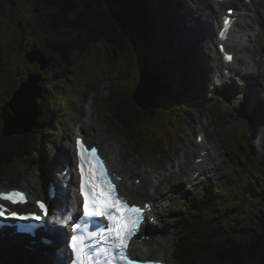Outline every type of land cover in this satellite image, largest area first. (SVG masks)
<instances>
[{"label": "rangeland", "instance_id": "rangeland-1", "mask_svg": "<svg viewBox=\"0 0 264 264\" xmlns=\"http://www.w3.org/2000/svg\"><path fill=\"white\" fill-rule=\"evenodd\" d=\"M8 1L9 0H0V110L2 108V104L5 103L6 100L10 99L11 96H13V94L19 90L21 84L27 81L29 75L42 72L40 69L41 67H43V65L39 62V59H42V55L38 50L44 49L47 44V37H45L38 31L37 33H34L35 29H33L29 25L28 19H25L24 16L19 15L20 11H15V14L13 12H9L10 10L8 8L6 11V5ZM240 1L241 0H237V2ZM259 3L260 5L264 6V0H259ZM205 5L206 3L204 0H172V5H170V7L171 16L174 23L169 22V29H173L176 32V41L178 42L180 38L186 41L178 44V46L181 48V50L187 52L190 60L191 58H193V65L195 66L194 76L197 80L198 88L201 91H203L206 85V80L208 81L209 79V77H207V73H209L207 69L211 70L213 65L214 75H216L215 73H218L219 71L218 63L216 62V59L212 54L215 53V51L213 50L211 52L210 49L211 39L203 42L202 39L204 37L205 30H203V28L201 27L197 29H193L191 27V19L195 16V11H197L198 8H205ZM25 10H29V8H25ZM262 15L264 16V13H262ZM211 17L212 18L210 19L213 20L212 24H215L217 20H215L214 16L211 15ZM261 36L264 37V30ZM23 37H25V43L22 45L18 41L19 38L21 40ZM35 38L38 39V43L35 41ZM140 41L141 43H139ZM132 43L135 45V50H133L132 52V49H130V51L126 52V67L121 70V72H124L123 75H118L116 71H114V68L108 62L110 58H108V51H106L104 46H101L99 48L98 46H96V50L98 52L95 51V56L90 55L87 57L86 55V57L82 58L79 57L77 53L74 54L73 69L66 67L65 64L59 61L50 59L49 61L47 60L49 66L45 69L46 71L42 72V74L45 76V80L41 81V78L36 77L28 84L27 90L24 94L26 96L24 99L29 96L31 105L34 106V118L32 122L28 126H26L27 128H24L23 126H16V124L18 123V118L22 119V117L20 116V114H18L20 116L18 117L15 106L13 111L14 114L12 113V116L8 118V122L11 121L8 124L9 130L11 126L15 128L11 131L12 134L8 136L1 135L4 138L0 137V151H3L5 147L7 148L10 145L15 148L16 140L21 137L28 136L31 139L30 142L25 143L26 146L24 147V151H26L28 147H31L32 144L36 145L41 142V140L44 141V138L40 137L41 134H38L37 131L35 132L36 128L34 129L33 126L35 118H39L37 117L38 113H40L38 103L41 104V101L43 99L42 86L44 90L49 87H55V91L57 93H62L64 97L68 98H58L57 101L70 102V104L68 105L69 109L67 108L66 113L60 116V118H63L62 124L60 126V129H62L60 136L56 135V137H54V135H52L61 146L66 145L70 147V141H73L74 137L79 131V126H77V119L81 118L83 121H85L88 117L87 113L92 110L91 107L92 105H94V102L95 110L92 111H96L101 124L103 125L102 120L104 123L105 121H110V116L114 115V109L108 104H105L102 100L105 97L107 98L108 94L110 93V88L112 90L114 89L113 85H116L114 83L115 80H117V78H120L121 81L124 80L127 85L136 83L134 85L135 87L136 85H138V82L142 78L144 72L147 71L146 69H148V67L146 66V62L144 61L146 51L143 39L137 36L136 38H134ZM261 48L264 49V47L262 46ZM257 49L259 48L257 47ZM30 55L33 58L32 61L35 60V62L32 64L30 63L32 61L26 58ZM50 56H52V54H50ZM208 56H210L213 60L212 65L207 64L208 62L210 63V58ZM250 56H245L244 54H242L241 57L249 60L251 59L249 58ZM256 58L260 60V64L263 66L264 70V55L261 58ZM202 60L206 63L205 66H203ZM42 61L46 66L44 58L42 59ZM51 65H53V68H51ZM48 68H51V70H47ZM199 74L202 75V77H200ZM210 75H213V73ZM67 76H69L73 85L66 90L64 87H57V85H61V82ZM209 81L213 83L208 84V87L204 89V104L208 102H217V100L213 99L212 97H210L211 100H209L210 94H214L213 96L217 95L216 90H213V88L215 87L213 78H211ZM106 83L108 84L106 85ZM63 90L64 92H62ZM175 91L181 93L182 90L180 88V85H176L174 92ZM93 92L95 94H93ZM155 92L157 93V95L161 94L157 90H155ZM159 96L157 97V99L161 98V96ZM262 97L264 98V96H258L257 99L261 100L263 99ZM41 105L43 106L44 104L42 103ZM207 105L210 106L212 104ZM238 107H240V104H235L231 109L230 116L235 120V122L230 127L231 134L236 135L239 138L243 137L246 141V144L244 143V145H247V147L249 148V153H253V156H251L250 158L251 166L249 168L243 167L238 170H236L237 166L235 167L233 161L239 160L236 159L235 153L230 148L228 141L224 138H222L221 140L218 136L221 130L216 127L215 123L210 118L208 110L205 108H202L198 111L181 110L179 118H177L176 115L174 116L175 120L172 121L171 125L172 127H174L173 130L172 127L169 126L162 127V132L165 139L163 140L164 144L162 141L153 139L152 141L144 144L142 149L135 145L127 143L121 136L120 132L116 129V127L112 126L111 122L105 123L107 126L103 125V127H106L108 138L113 137V135L116 134L117 140L122 141V144L125 148V151L122 150V156L127 158L126 163L128 164L130 162H133L134 159L138 165V171L140 168L146 167V165H148V167L150 168H159V170L170 168V163L173 161V159L178 163L180 161H184L185 156L191 159L194 155L191 148V143L196 144V134L200 130L204 129L208 133L210 144H212L213 147H216V149L219 151L222 161L218 178L212 181V183H206L198 190L203 191V188L205 190L210 186L215 187L217 182L224 176H227V178L233 176L235 180H237V184L240 186L242 181H249L250 175L248 172H256L258 176L264 178V128H261L262 126H264V114L259 117V115H255L257 113L256 111L253 112L252 115L249 113V116H251V118H253L257 123V127L261 128L258 132L259 128H257L256 125L252 127L250 123H247L249 122L248 119H246L247 115L243 114L242 110L239 111L237 109ZM218 108L221 110L222 106L219 105ZM246 109L247 111L251 110V105L246 106ZM216 113H218V111ZM212 114L219 121V118L214 111L212 112ZM27 116L28 115H25V117ZM205 117H208L210 120L209 127H206L204 125ZM259 118H261V120L257 121L256 119ZM1 123H3L2 120H0V126ZM175 128L177 129V132ZM64 129H66L67 131L65 132ZM19 130L21 133L17 134ZM168 132H171L172 134L166 137L165 134ZM225 132L226 131H223V133ZM177 134L179 139L178 143ZM258 141L261 143H259L257 147ZM53 145L54 146L52 147V150L45 149L42 152V158H40L38 161L36 160L34 162V165H20V167L14 169L13 174L10 171H4L2 174L4 178H0V188L6 185L11 187H16L19 185L21 186L24 180V175H26V178H28V174H30V171L31 173L38 172L39 167L43 165V160L46 162L51 160L50 153L53 154L55 152V147L57 146L56 144ZM130 145L132 147H130ZM255 146L256 149L253 151ZM61 159L62 158L59 159L60 163ZM61 167L62 166H60V169ZM54 168L56 169L57 174L58 165ZM247 169L250 170L247 172ZM245 171L248 173L247 176L245 174ZM175 179L179 180L180 182L183 180V177L181 175H176ZM179 182H175V184L180 185ZM229 188L231 194L237 189H232L233 187L231 186ZM239 189L240 188H238V190ZM153 191L154 189H149L148 195L151 196ZM227 192L229 193V189L227 190ZM239 194L243 195L241 192ZM177 204L178 200L175 201L172 206L168 207V209H166V211L164 212V217L170 218L174 214L173 212H177L180 208L179 206H181L182 203H179L178 205ZM251 204L247 206L248 210L251 208ZM220 207H222V205H220ZM235 209H237V207H235ZM160 228L164 233L171 236V239L173 238L171 232L164 229L163 223L160 224ZM162 241H166V238H162ZM185 245L187 244H184V246ZM172 249L174 250V247H172ZM156 252L157 253H154V256L159 254L163 255V253L165 254V252H163L162 250H157ZM172 264H176L174 259Z\"/></svg>", "mask_w": 264, "mask_h": 264}, {"label": "trees", "instance_id": "trees-1", "mask_svg": "<svg viewBox=\"0 0 264 264\" xmlns=\"http://www.w3.org/2000/svg\"><path fill=\"white\" fill-rule=\"evenodd\" d=\"M168 1L9 0L7 5L14 14L18 10L26 14V18L34 17L30 20L34 33L38 31L47 37L45 48L38 51L48 61H59L68 68L74 65V54L82 58L86 55L95 56L98 52L96 46H104L109 53L108 62L112 67L117 66L126 61V52L135 50L132 43L134 38L139 36L143 39L148 60L163 86V97L156 107L147 112L135 105L131 94L125 90H111L109 99V106L114 109L113 120H116L113 124L119 123L137 139L142 137L141 130L164 121L165 111L172 112L174 116L179 105L184 103L182 96L190 88L185 82L186 74L182 76L181 62L175 54L164 48L169 45L171 36L167 24H164L168 18L172 19ZM24 41L25 37L19 38L18 42L23 44ZM35 41L39 42L36 38ZM177 84L180 85L181 93L174 92ZM192 96L190 93L189 98ZM62 97L68 99L62 93L54 94L47 88L44 92V105H40L41 116L38 120L44 140L47 131H44L43 126L56 119L60 113L64 103L57 100ZM30 140L28 136L19 138L14 149L5 147L1 151L0 173L10 165L8 159L11 156L15 158L13 155L19 153V161H28L30 155L36 152V146L42 148L41 140L24 151L25 143ZM252 184L255 188H261L251 190L252 197L258 198L257 205L252 209L248 210L246 204L241 202L231 201L227 207H209L208 214L207 211L201 213L207 214L204 223L195 232L186 235L187 245L180 254L183 264H264V186L258 181ZM186 230L187 223L182 226V232Z\"/></svg>", "mask_w": 264, "mask_h": 264}, {"label": "snow or ice", "instance_id": "snow-or-ice-1", "mask_svg": "<svg viewBox=\"0 0 264 264\" xmlns=\"http://www.w3.org/2000/svg\"><path fill=\"white\" fill-rule=\"evenodd\" d=\"M230 13L231 10H229ZM225 59L231 62L232 57L225 56ZM76 145L80 174L79 188L84 197L82 220L103 216L109 223L98 227L95 231H89L87 224L74 225V232L68 244L72 251V264H120L121 261L135 264L128 259L126 249L129 240L136 234L142 222V209L129 205L118 196L105 163L99 157L95 147L88 149L81 139H77ZM89 199L93 201L91 205H89ZM3 201L13 205L25 204L27 199L23 192L17 190L0 192V217H4L7 213L10 218L18 220L41 219V216L31 213L12 212L2 203ZM39 207L47 216L48 210L45 203L40 202Z\"/></svg>", "mask_w": 264, "mask_h": 264}, {"label": "bare ground", "instance_id": "bare-ground-1", "mask_svg": "<svg viewBox=\"0 0 264 264\" xmlns=\"http://www.w3.org/2000/svg\"><path fill=\"white\" fill-rule=\"evenodd\" d=\"M206 5L205 8H198L197 11H195V18L198 22V27L201 26V28H203V30H205V34H204V41H205V36L206 37H212L213 36V29L211 28V24H212V16H214L215 19L218 18L219 14L221 13V8H223L222 5H217L214 4L213 2H209L208 0H204ZM253 6V5H252ZM251 6V7H252ZM250 7V9H251ZM261 15V12L259 9H257L255 11V15L251 16V19L254 20V23L257 24H261V21L264 25V20H260L259 16ZM258 16V17H257ZM264 17V16H261ZM209 19V20H207ZM256 20V21H255ZM249 28V27H247ZM246 27H243V31L248 32ZM253 34L254 33H259V29L258 28H253ZM245 34V33H244ZM249 41H248V40ZM157 40V39H156ZM251 38H247L244 37V41H237L236 45H231V50L236 52V56H237V61H241L243 60L241 58V56L239 55L240 52H247L249 54H251L253 57L256 56L257 53V46L256 43L254 41H251ZM249 42V43H248ZM255 44L256 48L252 47V44ZM254 60L256 61L257 65L259 66L260 64V60H258L256 57L254 58ZM208 61V60H207ZM248 61V59L246 60V62ZM207 64H211L212 63L208 62ZM256 66H252L251 68H255ZM259 75H264V71H259L258 72ZM222 82V81H221ZM154 87V86H153ZM137 96V92L135 93V96ZM134 103L135 105H137L140 109H142L136 102V99L134 98ZM20 105L22 106L19 114L22 117L21 119H18V123L16 124L17 126H25V125H29L33 118H34V106L31 105V100L30 97L28 96L26 99H21ZM95 112H93V116L92 118H88L86 121H83L81 118L77 119L78 121V125L79 126V133L80 134H85V136L88 137L89 142L91 141H95L96 144L100 142L101 144V148L103 151V154L106 156L107 159H109V162L113 165V167H118V165H125V169L122 172V175L128 179L129 177L132 178H137V164L135 163V160L133 159V162H130L129 164L126 163L127 158H125L124 156H122V150H123V146L121 145L120 142L118 141H114L113 139H111L110 137L107 138V132L106 129L103 127V125L100 123L99 121V117L98 115L95 116ZM25 115H28L27 117H25ZM92 119V120H91ZM16 121V120H15ZM37 119L35 118V121L33 122L36 123ZM14 122V121H13ZM96 133V134H94ZM209 143L206 141L203 142V146H204V151H208L207 153H210L211 151H213L216 147L213 146H209ZM191 148L192 151L195 152L198 148H200L199 146H197V144L191 143ZM71 150V148H70ZM217 150V149H216ZM64 152V150L62 151V153ZM62 153L61 156H62ZM218 153V150H217ZM65 155L67 157H70V152H66L65 151ZM210 156L208 158H206V155L203 157V162L206 163V165H209L211 167V169H214V165L212 164V160H213V155L209 154ZM218 157L220 158V155H218ZM202 158V157H201ZM216 156H214V161H215ZM216 162H217V166L220 165L219 162H221V159H217L216 158ZM180 163V167L181 168H185V169H189L190 171H193L195 169L194 166V162H189L187 156L185 158L184 162H179ZM216 165V164H215ZM190 168H189V167ZM221 167V166H219ZM39 170V169H38ZM158 170L157 172L154 171H150L149 169L145 170V175L143 177V189L139 190V193H131L130 195L134 198V201L136 202L138 199H142V197H144V194L146 193L147 189L150 188L151 186H153V188H160L162 187L163 183L166 182L168 180V178H172L173 175H168L170 173H173V168H165ZM9 171V170H7ZM181 172H183V169L181 170ZM26 177V175H24ZM2 175H1V179H2ZM202 177V176H200ZM39 178H46L45 176H33V173L28 174V178H25L27 181L22 183V185H24L25 187H27L28 189H35L36 185H37V180ZM6 183V181H5ZM22 187V186H21ZM136 188H139L138 186ZM13 189L12 187H7V188H0V190H11ZM54 203L55 205H57V200L56 197L54 196ZM157 211L154 213V215L152 217H156L157 215H161L162 211H164V209L161 208V205H157ZM62 225L66 226L65 223H61ZM155 232H158L157 228L154 227V230H149L146 234V237L144 239V241H142V243L137 242V244L134 245V249H133V253L134 254H138L140 259H146L149 258L150 260H155L156 261H160V262H166L167 264H172L173 262V256H172V250H171V239L170 238H166L165 235H163L162 233H160L161 238H166V241H162L160 238L157 241V234H155ZM17 246V245H16ZM162 250L163 252H165V254H159V255H155L153 256L155 259H152V255L154 253V250ZM15 255L13 256H9L8 258H0V264H2V261L4 262V264H10L8 261L9 259L13 258ZM38 264V263H37Z\"/></svg>", "mask_w": 264, "mask_h": 264}, {"label": "water", "instance_id": "water-1", "mask_svg": "<svg viewBox=\"0 0 264 264\" xmlns=\"http://www.w3.org/2000/svg\"><path fill=\"white\" fill-rule=\"evenodd\" d=\"M28 58L32 61V56H28ZM39 59V58H38ZM34 61H32V63H34ZM39 62L43 65V69H46V66L44 65L42 59H39ZM146 76L148 78V85L145 81V79L143 80L142 84H141V90H146V97L143 96L140 92L137 94L136 97H134L136 99L137 104L143 109V110H148L152 107H154L156 105V101H157V93L155 92V90H157L156 86L157 85V81L156 78L152 75V73L150 71H147ZM36 77L33 78V80ZM32 79V78H31ZM154 86V87H153ZM153 93V94H152ZM154 95V98H153ZM135 96V95H134ZM121 126V125H120ZM27 128V127H24ZM122 130L125 132L127 129L124 128L123 126H121ZM22 130V129H20ZM20 130L17 132L21 133ZM12 134V133H11Z\"/></svg>", "mask_w": 264, "mask_h": 264}]
</instances>
